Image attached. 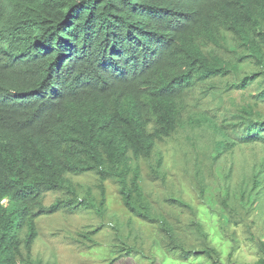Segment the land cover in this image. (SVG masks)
Listing matches in <instances>:
<instances>
[{"label": "trees", "instance_id": "trees-1", "mask_svg": "<svg viewBox=\"0 0 264 264\" xmlns=\"http://www.w3.org/2000/svg\"><path fill=\"white\" fill-rule=\"evenodd\" d=\"M178 165L202 199L195 260L237 264L198 214L213 180L231 252L240 221L264 264L251 231L264 194V0H0V264H86L109 238L96 262L155 264L139 244L182 247L181 210L194 212L167 183Z\"/></svg>", "mask_w": 264, "mask_h": 264}, {"label": "rangeland", "instance_id": "rangeland-1", "mask_svg": "<svg viewBox=\"0 0 264 264\" xmlns=\"http://www.w3.org/2000/svg\"><path fill=\"white\" fill-rule=\"evenodd\" d=\"M235 96H239V92L235 93ZM195 135V132H194ZM185 150L188 152L187 156L190 158H194L195 149L191 146H188L186 143H183ZM179 159V154H177ZM168 158V157H167ZM183 160V159H182ZM182 160L179 159V164L182 163ZM221 162L217 164L219 166ZM181 166V167H180ZM181 169L182 165H178L177 168L173 169L171 173L167 177V183L176 184V187H180L179 189L182 190L183 196L185 199H189L194 207V212L189 210H181L184 212V216L181 219V222L176 225L178 228L177 233L178 235L175 237L177 238L182 247L176 248L173 245H169L166 241H156V237H149L148 242L139 244L146 250L147 256L150 257L149 260L156 259L155 264H200L198 261L195 260V246L201 245L202 240L195 234V224L192 222L191 218H195V202L199 199L194 188L190 184H186L184 178L181 176ZM152 190L154 191L153 195L155 198H160L162 195V189L159 185L152 184ZM210 188L206 190L205 197L203 198V205L198 206V214L202 221H204L205 225H208L210 236L212 238V243L216 245V247L220 250V256L224 261H227V255L231 253V260L237 264H255L257 259L260 257V254L257 251L255 243L253 240L247 239L248 234L245 232L243 224L239 221L237 224L230 225V229H235L237 233V237L239 238V247L234 250L233 252L231 249V243L228 239L224 238L218 229V217L216 215V209L219 208V203L215 199L214 193L219 191L216 182L214 183L213 180H210ZM115 193L113 192L112 188L108 190V201L110 204H114L115 202ZM194 202V203H193ZM242 205H246L243 204ZM163 209H170L166 205L161 206ZM180 211V210H179ZM253 219L255 221V227L252 228V232L257 234V236H261L264 239V194L261 199L258 200L257 209L253 212ZM252 216V215H251ZM47 220V221H46ZM42 221V232L40 233V237L43 239V242L50 243L49 233L51 228L50 223H57L54 222L53 219L49 220L46 219ZM76 220V219H74ZM52 221V222H50ZM77 221V220H76ZM106 226H109V221L106 219L105 221ZM126 228H133L138 230V233L143 232V240L146 238V233L141 230V227L138 224H128L124 225ZM102 229L98 235H104L108 233ZM143 229V228H142ZM109 232L113 233L108 228ZM97 235V236H98ZM47 240V241H45ZM110 238L108 242H104L98 247L94 248L91 253L79 256V260L87 261L86 264H95L94 261H103L106 257L107 250L111 247ZM59 251H64V248H60ZM77 259V258H75ZM88 259V260H87ZM140 256L130 255L128 258H124L120 261H116L113 264H149L150 261H143ZM96 264H103L96 262Z\"/></svg>", "mask_w": 264, "mask_h": 264}, {"label": "bare ground", "instance_id": "bare-ground-1", "mask_svg": "<svg viewBox=\"0 0 264 264\" xmlns=\"http://www.w3.org/2000/svg\"><path fill=\"white\" fill-rule=\"evenodd\" d=\"M31 1V0H30ZM29 3V2H28ZM32 4V3H31ZM34 4V3H33ZM177 4V3H176ZM28 8V7H27ZM186 39V38H185ZM187 46V45H186ZM169 58H170V56H169ZM3 59V58H2ZM29 59V58H28ZM32 61V60H31ZM10 64V63H9ZM176 66V65H175ZM164 67V66H163ZM3 68V67H2ZM38 70V69H37ZM3 72V71H2ZM152 74V73H151ZM88 87H89V85H88ZM81 89V88H80ZM122 89V88H121ZM82 94V93H81ZM80 95V94H79ZM160 98V97H159ZM83 110H84V108H83ZM76 111V110H75ZM117 117V116H116Z\"/></svg>", "mask_w": 264, "mask_h": 264}]
</instances>
